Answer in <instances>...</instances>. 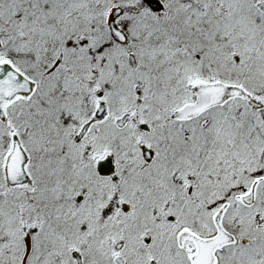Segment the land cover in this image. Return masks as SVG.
I'll use <instances>...</instances> for the list:
<instances>
[{"label":"snow or ice","instance_id":"6c2138e0","mask_svg":"<svg viewBox=\"0 0 264 264\" xmlns=\"http://www.w3.org/2000/svg\"><path fill=\"white\" fill-rule=\"evenodd\" d=\"M0 264H264V0H0Z\"/></svg>","mask_w":264,"mask_h":264}]
</instances>
